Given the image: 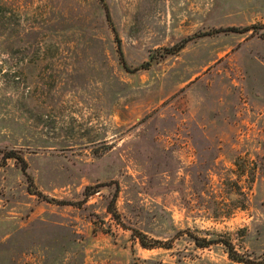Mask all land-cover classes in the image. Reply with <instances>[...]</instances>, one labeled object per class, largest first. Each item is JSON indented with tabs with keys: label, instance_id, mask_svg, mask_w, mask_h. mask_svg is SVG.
<instances>
[{
	"label": "rangeland",
	"instance_id": "374dc122",
	"mask_svg": "<svg viewBox=\"0 0 264 264\" xmlns=\"http://www.w3.org/2000/svg\"><path fill=\"white\" fill-rule=\"evenodd\" d=\"M8 151L56 200L117 182L125 228L113 187L50 204L8 160L0 264H240L187 233L264 258V0H0Z\"/></svg>",
	"mask_w": 264,
	"mask_h": 264
},
{
	"label": "trees",
	"instance_id": "16d2710c",
	"mask_svg": "<svg viewBox=\"0 0 264 264\" xmlns=\"http://www.w3.org/2000/svg\"><path fill=\"white\" fill-rule=\"evenodd\" d=\"M105 13H106V15H105L106 20L108 21L109 18H108L106 8H105ZM248 30H247V28H245L244 31H248ZM117 42H118V40H117ZM185 44H186V40H183L181 43H179L176 46V51H180L185 46ZM119 54H120V60L123 64V67L125 69H128V68H126L127 66H126V63L124 62L122 52L120 50H119ZM168 54H171V53L168 52ZM168 54H166V55H168ZM148 66H149V63H145L142 66H140V69L141 68H147ZM8 160H14L15 163L17 165H19L20 171H21L22 175L24 176V178L27 182L28 192L30 194L35 195L38 199H41V200H43L47 203H50V204L70 205V206H76L77 208H79L83 204H85L86 200L90 196L97 193L101 188L113 187L114 192H113V195H112L110 201L108 202V204L106 206V210L112 216L113 220L116 222L117 225L125 228V226L120 222V217H119L117 210L115 208L116 194L118 191L117 182L110 181V182L103 183V184H96L94 186H86L82 192L83 199L81 201H78V202L56 200L54 198H50L48 196L43 195L41 192H39L38 190L35 189L34 183H33V178L28 173L27 163L20 154L14 152V151L4 152L0 156V167L4 166L6 164V161H8ZM131 233H132V236L138 240L139 245L144 249H153V248H156L157 245L159 244V242H157V241L149 242L144 234L137 232L136 230H131ZM187 235L192 239L193 243L198 248H207L211 245H216V244L222 245L226 251V254H227L229 260H231L232 262L240 263V264H264V258L254 260V259H250L248 257H244L243 255L236 252V250L234 249V247L230 241L222 239L221 237L199 238V237L194 236L190 233H187ZM168 247L169 246H167V248Z\"/></svg>",
	"mask_w": 264,
	"mask_h": 264
}]
</instances>
